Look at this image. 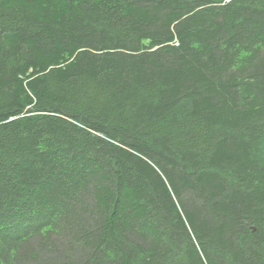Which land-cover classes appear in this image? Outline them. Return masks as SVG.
I'll return each mask as SVG.
<instances>
[{
    "label": "trees",
    "instance_id": "1",
    "mask_svg": "<svg viewBox=\"0 0 264 264\" xmlns=\"http://www.w3.org/2000/svg\"><path fill=\"white\" fill-rule=\"evenodd\" d=\"M0 264H264V0H0Z\"/></svg>",
    "mask_w": 264,
    "mask_h": 264
}]
</instances>
